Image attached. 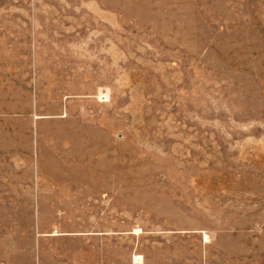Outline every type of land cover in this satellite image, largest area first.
<instances>
[{"label":"rangeland","instance_id":"1","mask_svg":"<svg viewBox=\"0 0 264 264\" xmlns=\"http://www.w3.org/2000/svg\"><path fill=\"white\" fill-rule=\"evenodd\" d=\"M0 264H264V0H0Z\"/></svg>","mask_w":264,"mask_h":264}]
</instances>
